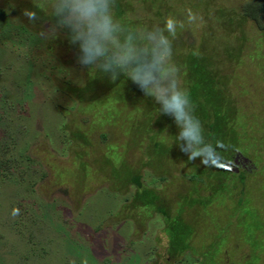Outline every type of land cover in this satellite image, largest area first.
Listing matches in <instances>:
<instances>
[{
	"label": "rangeland",
	"instance_id": "1",
	"mask_svg": "<svg viewBox=\"0 0 264 264\" xmlns=\"http://www.w3.org/2000/svg\"><path fill=\"white\" fill-rule=\"evenodd\" d=\"M38 1L51 10V0ZM236 1H121L122 6L128 2L122 9L132 27L166 28L169 20L180 25L173 59L184 87L180 61L189 48L217 59L215 78L224 80L235 104L234 124L244 151H235L230 169L244 171L245 183L240 190L238 177L222 180L226 190L214 192L218 182L212 174H191L210 166L189 161L171 146L177 127L170 116L172 124L161 119L151 97L126 77L109 89L93 68L79 64L78 46L67 30L54 33L50 20L29 21L25 7L0 0V112L11 100L6 114L14 119L8 125L16 135V153L28 155L30 161L22 165L31 167L18 169L25 181L15 173L0 181V264H202L194 259L215 238L217 248L225 244L215 256L217 264H264V32L250 20L240 25L238 17L231 18ZM224 47L232 56L221 52ZM53 64L75 85L92 82L85 96L96 101H78L57 90L56 71L45 67ZM155 141L174 151L163 159L156 156L150 149ZM82 163L90 172L80 168ZM112 165L122 174L139 172L170 215L185 201L180 215L193 227L195 252L168 257L172 225L155 209L131 205L136 189L124 178L111 181ZM239 199L244 204L235 209ZM243 207L258 222L255 230L248 222L254 239L245 232Z\"/></svg>",
	"mask_w": 264,
	"mask_h": 264
},
{
	"label": "trees",
	"instance_id": "2",
	"mask_svg": "<svg viewBox=\"0 0 264 264\" xmlns=\"http://www.w3.org/2000/svg\"><path fill=\"white\" fill-rule=\"evenodd\" d=\"M16 1V7L19 6L25 7V9H34L38 13V19L40 20H50L52 23H55V18L51 17V10L49 12H46L44 7L42 6V3L38 0H15ZM122 0H115V6H114V12L115 15L122 19L123 21H126L129 26H134V23L132 20L126 19V14L124 12V8H127L128 2H125L123 6L121 5ZM158 1V0H157ZM156 0H151V4L157 2ZM19 2V3H18ZM123 8V9H122ZM126 10V9H125ZM233 14H231V18L236 19L237 17L241 21L239 24L245 23L246 21L250 20L253 22V24L259 28L262 32H264V0H237L234 4V7H231L230 9ZM160 11V10H159ZM131 26V27H132ZM178 32L182 29L179 25V27H176ZM67 30V29H64ZM35 34V33H34ZM37 35V34H36ZM38 36V35H37ZM39 37V36H38ZM41 39V37L39 38ZM43 46H45L43 44ZM47 51L48 54H50V50H48L47 46L44 49ZM226 50L228 51L227 47H224V50H221V52H224L226 55H231L232 53L228 52L226 53ZM203 49L200 50H194L192 48H189L183 58V61H180V65H182L183 72L185 75L183 76V82L186 85V88L189 91L191 101L193 103L194 108V114L198 117V119L201 121V124L203 126V131L206 140L215 142L216 140L222 141L225 145V149H221V152L223 154L224 159L219 162L215 166H210L208 169H202L198 168L196 172H192L193 175H198L200 178H203L201 176V173H205L207 175V172L209 173V177L211 174L213 175L212 179H215L216 182L215 185H218L215 187L214 192L226 190V183L223 181L225 180H235V177H238L239 181L238 183L241 185L240 190H244V171H237L239 172L238 175L235 174L237 172H233L230 167L234 165L232 163V159L235 157L234 153L235 151L238 152L240 155L241 152L244 155V151L240 149L239 145V139H238V130L236 127V124H234V117H235V104L233 103V100L231 98V94L226 90L224 80L219 78H215L218 71L215 69V62L216 58L213 56V54H206V52ZM234 56V55H233ZM236 57V56H235ZM205 58V61L202 62V60ZM60 64V63H59ZM62 67L63 64L61 63ZM48 72H55L56 71V79L58 80V84L56 85L57 90L61 91L62 93L66 94L70 98H75V100H83L86 96L85 94L92 90V82H86L81 86L75 85L70 79L65 78L62 73H58L57 71V65H45ZM65 68V67H64ZM61 74V76L59 75ZM97 75H99L97 77ZM96 77L101 80L104 79V84L110 89L115 87L119 82H124V76L118 77L116 80L110 79L107 75L101 74L99 72L96 73ZM94 79V78H93ZM128 83V80H127ZM131 86H128V88ZM137 91V90H136ZM141 92V91H140ZM150 97V96H148ZM87 99H90L91 102L96 101V97H86ZM16 103H20L17 101ZM7 109L9 106H11V100H8ZM3 110L0 112V122L3 123L4 126H0V181L8 180L12 177V174L15 173L18 175V177L25 181V175L22 176L20 172H18V169L23 168L27 171L30 169L29 167L26 168L22 165L23 161H30L28 160V155L22 154L18 155L16 153L18 150L17 148V139L16 135L12 132V130L9 128V120H14L12 117L6 114V110ZM161 119H167V123L172 124L171 119L167 118V115L161 114ZM159 116V118H160ZM174 128L173 126H171ZM150 149L153 150L152 153H156V156H161L162 159L165 154L171 153L169 152V146L160 143L159 141H155L153 145L150 146ZM184 155V153H182ZM237 155V154H236ZM155 156V157H156ZM186 158V156L184 155ZM108 161V160H107ZM107 161H102L104 167L110 165L107 163ZM232 163V164H231ZM15 164H18L19 166H15ZM80 168L84 170V172L89 171L83 163L80 165ZM212 168V169H211ZM232 168V167H231ZM234 168V167H233ZM119 169L114 168L112 165L109 169V177L111 178V181L122 180L124 178L125 183H129L130 186H134L135 194L132 196L131 205L140 206L146 210H152L155 209L158 213H161L163 217H166V221L168 224H171V229H168V243H167V255L170 258H178L177 252H181L182 256H185L186 250H193L195 252V248L191 244L192 234H194V230L191 224L184 221L183 217L180 215L182 212L183 206L185 205V201H183L178 208H174L175 213L170 215V212L167 210V207L160 202V196L155 191L153 187H150L149 184H144L142 181V175L139 172H134L131 170H124L123 174L119 172ZM90 172V171H89ZM106 172V171H105ZM27 173V172H25ZM42 175V174H41ZM199 179V181L204 182V179ZM157 179H160L158 177ZM29 180V179H28ZM223 180V181H222ZM222 181V183H221ZM123 182V181H122ZM150 182V180L148 181ZM124 183V182H123ZM214 183V180H213ZM213 189V188H212ZM239 190V191H240ZM231 191V190H230ZM243 193V192H242ZM241 194V193H240ZM243 200L239 199L236 203L234 208L238 209V207H242L244 202ZM184 204V205H183ZM243 213L242 214L244 219V227L245 232H248L252 239L255 238V234L251 232L250 228L248 227V222L253 223L254 230L259 227L258 222L255 220H252V217L249 215L250 211L243 207ZM178 214V219H176V215ZM178 221V222H177ZM252 223H250V226H252ZM178 225V226H176ZM185 225V226H184ZM189 227V229H187ZM252 233V235H251ZM211 243L207 244L208 249H205L204 251L200 252V258L194 259L202 262V264H217L215 260V256L220 253V251L223 249V246L225 244L219 245L217 248V239H213L210 241ZM257 248V245H255V249ZM256 252V250L254 251ZM255 258V257H254ZM252 261V260H251ZM245 262V261H243ZM253 262V261H252ZM239 264V263H238ZM247 264H251L247 262Z\"/></svg>",
	"mask_w": 264,
	"mask_h": 264
},
{
	"label": "clouds",
	"instance_id": "3",
	"mask_svg": "<svg viewBox=\"0 0 264 264\" xmlns=\"http://www.w3.org/2000/svg\"><path fill=\"white\" fill-rule=\"evenodd\" d=\"M114 6L115 0H51L53 32L67 29L69 41L78 46L82 66L112 80L124 76L150 96L159 114L174 121L177 133L170 144L178 146L189 161L217 165L224 159L221 149L226 145L206 140L201 121L194 114L189 91L173 59L176 22L169 20L166 28L131 27L115 15ZM23 16L29 21L38 19L34 9H24Z\"/></svg>",
	"mask_w": 264,
	"mask_h": 264
}]
</instances>
